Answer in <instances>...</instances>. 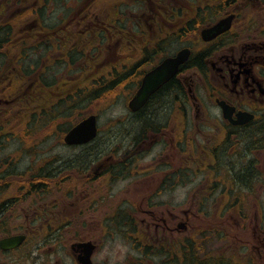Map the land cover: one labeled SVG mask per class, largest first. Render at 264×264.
<instances>
[{
  "label": "flooded vegetation",
  "instance_id": "1",
  "mask_svg": "<svg viewBox=\"0 0 264 264\" xmlns=\"http://www.w3.org/2000/svg\"><path fill=\"white\" fill-rule=\"evenodd\" d=\"M112 1L129 2V7L117 8ZM219 25L221 33L216 34ZM118 48L120 72L110 68ZM185 49L189 59L142 108L131 112L124 107L128 118L121 124L134 128L121 131L118 158L71 171L77 189H95L100 180L109 188L111 179L138 183L150 176V195L139 204L119 203L127 217L117 213L102 219L84 215L105 197H87L90 209L80 216L84 222L90 218L92 225L83 234L68 228L73 222L63 227L56 217H48L46 208L39 219L46 230L45 246L66 251L71 264H81L86 244L92 264H104L97 257L101 238L112 236L131 250L125 264H264V0H0L2 178L16 172L25 179L32 176L29 170H15L11 138L16 104H29L30 91L45 98L77 85L79 80H60L65 69L68 77L84 81L88 92L96 81L104 86L121 75L127 84L119 92L135 95L149 72ZM32 56L39 58L36 64L30 63ZM166 87L170 100L153 120L148 108ZM98 140L87 147L94 148ZM177 188L188 189L181 201L173 198ZM214 217L221 221L206 222ZM229 219L231 224L221 223ZM98 220L110 228L114 224L112 233L107 226L101 237L91 235ZM6 221L0 220V227ZM0 233V240L14 235ZM213 241L227 244L214 257L205 252ZM48 247L52 252L54 246ZM19 249H0V256Z\"/></svg>",
  "mask_w": 264,
  "mask_h": 264
},
{
  "label": "rangeland",
  "instance_id": "2",
  "mask_svg": "<svg viewBox=\"0 0 264 264\" xmlns=\"http://www.w3.org/2000/svg\"><path fill=\"white\" fill-rule=\"evenodd\" d=\"M128 3L129 2L123 4L120 1H112L111 4L117 8H119L120 5H125L128 8ZM112 12H115L113 6L111 7V13ZM118 20L119 18H116V22H118ZM118 51H120L119 48L116 49L115 54H111V69L112 67H116L117 70H119L121 66L120 61L117 60L119 56ZM38 61V57H30V63L36 64ZM61 78L60 80L69 84L76 80L79 81L77 85L73 83L66 88L64 87L58 95H53L49 97V99H38V97H40L39 93L32 90L30 91L31 95L33 96L35 94L36 96L31 97L29 104L25 103L24 105V101H19L16 104V110L13 116L14 134L11 136V138H13L12 149L14 150L15 170H29L28 176H32H30L31 178L28 177L25 179L24 176L20 178L15 175L10 178H5L3 181L0 180V185H3L2 188H4L0 192V201L3 197L20 200L18 205H15L8 211V218H5L7 219L6 222L8 226H6L5 229L10 234L27 232L29 234V239L21 251L11 253L7 256L1 255L0 264H56L58 259H62L63 264H71L69 260L70 256L65 254L66 251L56 249L55 245L52 244L48 245L54 246L51 252V250L48 249L49 247L45 246L43 243L46 230L44 231L41 228L39 219L42 217V213L45 212V208L49 211L48 217H56L53 220L64 223L62 224L63 227L73 222L68 228L77 229L79 233L83 234V231H87L88 225L90 226L91 224L90 218L88 221L84 222L83 216H80L90 209L87 203V197L88 201L94 199L99 201L101 197H105V202L99 204L96 209L97 211H94L95 213L93 212L89 215L88 212L86 214L87 216L84 215L85 219L92 214L96 216L95 218L102 219L108 215V217L113 216L115 211L118 210L117 206L119 203L127 201L133 204L138 202L139 204V201L145 195H150L151 193L150 176L139 178L141 181L138 183H136L135 179H123L115 182L111 179L109 188L106 186L107 181L105 180H100L95 189H87L85 186H79L78 189L75 188V182L72 180V176H74L72 175V172H74L72 171V167L77 165L89 166L92 163L97 165L107 159L109 155L118 158L115 150L119 144L118 139L121 138V131L133 129L134 126L121 124L125 123L128 118L127 116L124 118L125 110L123 108L127 102L123 96L117 98L113 96V98H111L110 96L112 95H110V93L106 94L102 99L93 101L94 103L89 104L90 101L82 99L85 94L77 98L69 96L73 93L75 94L80 88L86 87L84 81L78 78L77 75H70L68 77L65 69L62 71ZM30 82L33 83V79ZM50 82H54V79L50 80ZM98 82L99 81H96L94 87L90 90L97 88ZM63 102H68V104L64 107ZM45 105L48 111L45 114H39L42 112L40 107H45ZM58 105L61 106V109L57 112L58 109L56 106ZM107 106L109 108H107ZM80 107L82 108L81 110ZM68 110L70 111L69 113L66 112ZM93 113H97L99 116L100 128L99 140L94 145L95 149L88 148L87 146L78 148L64 145L62 141V137L65 135L63 128L67 126H69V128L72 127L76 117L83 115L76 120L79 121L86 115ZM50 120L51 123H48ZM129 120L131 119H128V121ZM99 160L101 161L97 162ZM148 161L149 160H146V162ZM44 174L47 177L49 185L44 189L45 191L41 195H38L30 188L31 179H33L32 177L38 175L43 176ZM199 179L200 178L196 181H199ZM23 183H25V188L22 186L24 190L19 188ZM185 192H188V189L183 191V188H177L173 195L174 200H183ZM192 193H194L193 189ZM100 201L102 200L100 199ZM77 208H79V210ZM66 220L70 222L67 223ZM216 221H221V219L214 217L206 220L208 224L212 225L215 224ZM221 223L223 225H229L231 221L229 219L228 222L223 221ZM233 223L231 227H233ZM107 226H109V228H107ZM53 227L59 229L61 225L54 224ZM105 228L111 230L113 226L110 228V225H106V223L101 224L98 220L97 224H95L89 232L95 237H101V235H103L102 231ZM236 232L237 230L234 229V233ZM62 234L65 236V233ZM65 239L67 238L62 239V241ZM101 240H103V244L97 257L100 258L104 264H125L126 259H128V253L131 252V250L126 248L127 244L121 238L114 236L111 238L104 237L101 238ZM221 245L223 244L218 241H213L205 246V252H209L213 257L218 256L221 254L218 251L224 250L227 247L225 243L222 248H219ZM51 253H56L58 258L55 260H53L54 257L48 259V257H51ZM219 257L223 258L222 256ZM225 257L234 260L230 256L225 255ZM239 257L242 256L240 255ZM239 257H237L236 260H238ZM226 262L229 261L224 260L223 264ZM234 263H236L235 260ZM238 263H241L240 260H238ZM229 264H233V261Z\"/></svg>",
  "mask_w": 264,
  "mask_h": 264
},
{
  "label": "water",
  "instance_id": "3",
  "mask_svg": "<svg viewBox=\"0 0 264 264\" xmlns=\"http://www.w3.org/2000/svg\"><path fill=\"white\" fill-rule=\"evenodd\" d=\"M218 32L220 29L217 28ZM188 50L181 51L175 58L167 59L156 70L148 73L143 79L142 87L129 103L133 111L142 108L150 99L152 94L167 84L177 73L181 64H184L189 58ZM97 136V119L90 116L75 126L65 137L67 145H82L91 142ZM25 241V236H13L0 240V248L4 251H10L20 247ZM85 247V255L80 258L81 264H92V250L88 244Z\"/></svg>",
  "mask_w": 264,
  "mask_h": 264
},
{
  "label": "trees",
  "instance_id": "4",
  "mask_svg": "<svg viewBox=\"0 0 264 264\" xmlns=\"http://www.w3.org/2000/svg\"><path fill=\"white\" fill-rule=\"evenodd\" d=\"M112 73H114V72H112ZM123 83H127V82L122 78L121 75H117L115 78L110 79V81L106 85L103 86L101 84L99 87L94 88V90L92 92H88V90H86V89L80 90V92H78L79 94L77 95V97L81 96L82 94H85L82 99H84L85 101L86 100L90 101L89 104L90 103H94L93 101L102 99V97H104L106 94H110L111 93L110 95H112V96H110V97L113 98V94L112 93H114L115 90L120 85H122ZM172 84H173V81H171L168 86H171ZM168 89H169V87H166L164 90H162L163 92L162 91L159 92L156 95V97H153L152 102L150 103L148 111L151 112L153 120L155 118H160L163 115L162 112L166 108L165 107L167 105L166 103H167V101L170 100L169 97L168 98L165 97L166 96L165 94H167ZM114 97L117 98V95L115 94ZM67 104H68V102H63L64 107ZM59 108H60V105H58L57 109H59ZM80 109H81V107H80ZM79 117H81V115ZM150 118L146 119L145 123H150L151 122ZM48 123H51V120ZM68 128H69V126L64 127L63 131L65 132ZM15 175L19 176L20 178L23 177L22 173L16 172ZM48 176H49V174H48ZM45 177H46L45 174L43 176L38 175L36 177H32L33 179H31L32 180L31 186L35 187V190L33 191L34 193H37L38 195H41L45 191L44 189H46V187L49 185L48 182H47V177L46 178ZM0 180L3 181V180H5V178L0 177ZM29 181H28V183H29ZM34 181H36V182H34ZM23 184H24L23 186L25 188V183H23ZM2 186L3 185H0V192L2 191V189H4V188H2ZM19 188L24 190L22 185H20ZM19 202H20V200H18L16 198L11 199V198H4L3 197V199H1V201H0V220L8 218V215H7L8 211H10V209L12 207H14L15 205H18ZM119 210L120 209L115 211V215L117 213H122L124 218L127 217V215L125 214L127 212V210H121V211H119ZM123 212H125V213H123ZM6 226H8V225L5 223L4 225H2L0 227L2 232H7V230L5 229Z\"/></svg>",
  "mask_w": 264,
  "mask_h": 264
}]
</instances>
